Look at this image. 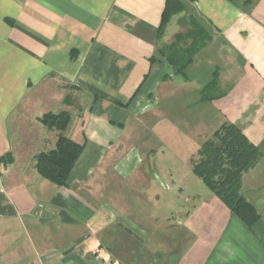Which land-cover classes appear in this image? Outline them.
Segmentation results:
<instances>
[{
  "label": "crops",
  "instance_id": "crops-1",
  "mask_svg": "<svg viewBox=\"0 0 264 264\" xmlns=\"http://www.w3.org/2000/svg\"><path fill=\"white\" fill-rule=\"evenodd\" d=\"M198 25L209 40L176 75L158 51ZM159 88L186 119L206 122L183 129L192 149L182 163L133 146L129 221L86 190L105 169L131 167L115 157L138 104ZM63 111L65 135L84 146L65 188L35 170L58 139L39 120ZM224 123L262 153L242 180L259 214L251 229L192 172ZM8 154L0 226L17 224V244L34 248L13 264H264V0H0V158Z\"/></svg>",
  "mask_w": 264,
  "mask_h": 264
},
{
  "label": "trees",
  "instance_id": "trees-1",
  "mask_svg": "<svg viewBox=\"0 0 264 264\" xmlns=\"http://www.w3.org/2000/svg\"><path fill=\"white\" fill-rule=\"evenodd\" d=\"M170 11L169 1L159 30L160 36H163L172 17ZM208 40L204 29L198 25L186 35L177 36L173 44L160 49L158 54L173 68L176 75H184L187 67ZM153 61L156 63L157 59ZM39 121L47 129L57 131L58 139L53 150L41 152L35 157V170L43 179L65 188L84 146L65 135L71 121L68 112L47 113ZM196 157L197 159L192 161L193 174L229 208L233 216L251 229L259 220V214L243 197L242 180L244 175L261 161L260 150L237 126L224 123L212 138L200 147ZM12 158V154L0 158V165L10 163Z\"/></svg>",
  "mask_w": 264,
  "mask_h": 264
},
{
  "label": "rangeland",
  "instance_id": "rangeland-1",
  "mask_svg": "<svg viewBox=\"0 0 264 264\" xmlns=\"http://www.w3.org/2000/svg\"><path fill=\"white\" fill-rule=\"evenodd\" d=\"M169 83L166 82L168 87L169 85L173 88L176 87ZM160 89L158 91L150 90L145 94L144 100L138 104L137 114L134 118L132 117L123 142L119 147V152L115 157L116 160L124 158L129 160L132 162L131 167H126V170L122 169L123 167L118 168V170L112 167L109 170L105 169L94 178L93 183L86 190L96 202H99L104 195L105 201L111 205H116L117 209L123 212V216H127L129 221L133 218V146L139 148L142 153L152 151L159 153L160 157L177 158L182 163L186 161L192 149L188 141L189 134L186 133L188 131L184 132L183 129L195 121L198 123L206 122L204 118L200 120L199 116L194 119H186L184 111L178 110L176 96H168L167 90L162 93ZM212 136L210 134L207 138L211 139ZM195 158L197 159L196 156ZM181 169L188 172L187 168L181 167ZM157 170L160 173V170ZM196 180L203 190H208L202 181ZM185 196L187 194L181 196L183 197L182 200ZM153 223L154 229H156L155 222ZM16 228L17 224L13 223L0 226V258L5 256V260H8L9 264H13L12 261L25 255L27 250H29V254H34L32 244L26 243L23 247L17 244L19 234Z\"/></svg>",
  "mask_w": 264,
  "mask_h": 264
}]
</instances>
